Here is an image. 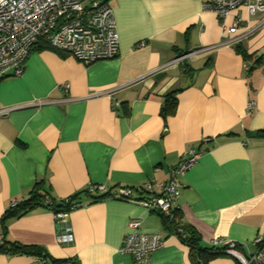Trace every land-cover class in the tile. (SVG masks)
Masks as SVG:
<instances>
[{
  "label": "crops",
  "instance_id": "crops-1",
  "mask_svg": "<svg viewBox=\"0 0 264 264\" xmlns=\"http://www.w3.org/2000/svg\"><path fill=\"white\" fill-rule=\"evenodd\" d=\"M118 30L119 54L85 64L38 42L20 76L0 79V245L42 246L47 258L0 251V264H133L121 252L129 221L164 236L150 264H193L189 246L159 213L138 203L102 197L107 190L167 181L183 154L200 150L178 177L177 219L201 244L237 242L247 254L264 238V24L241 5L224 22L203 0H106ZM143 42V43H141ZM200 52L173 61L190 50ZM247 66V68H245ZM173 114L161 109L168 93ZM112 99L119 105L114 108ZM255 108L246 111L248 101ZM40 185L69 209L73 241L55 239L45 205L3 215ZM61 262L60 264H62ZM50 264V263H49ZM208 264H240L225 253Z\"/></svg>",
  "mask_w": 264,
  "mask_h": 264
},
{
  "label": "built area",
  "instance_id": "built-area-1",
  "mask_svg": "<svg viewBox=\"0 0 264 264\" xmlns=\"http://www.w3.org/2000/svg\"><path fill=\"white\" fill-rule=\"evenodd\" d=\"M202 4L204 8L215 12L223 35L237 29L240 17L231 26H227L224 20L241 5L250 14L261 15L259 25L264 24V0H203ZM38 42L69 53L85 64L112 59L119 54L115 16L106 0H0V79L20 76L24 71L27 55ZM200 51L190 50L173 61L183 60ZM118 105L112 99V106L116 108ZM254 108L255 101H248L246 111L250 112ZM8 111L7 108H0V115ZM200 154L201 151L196 149L185 152L180 161L171 168V176L167 181H148L136 187H118L111 189L108 197L125 199L140 204L148 211L157 212L176 224L175 230L180 232L177 204L182 184L178 177L196 163ZM87 189L107 191L103 185H90ZM78 205L81 203L75 202L68 208L52 211L55 239L60 244L73 241L67 211ZM128 223L130 231L120 247L121 252L128 253L133 264H150L151 253L163 245V234L142 231L138 219H132ZM1 237L0 234V239ZM254 241L256 248L247 254L236 249L237 242L226 241L227 253L238 259L240 264H264V238L258 237ZM212 243L222 244L223 240L214 239L210 241ZM62 264L75 263L66 261Z\"/></svg>",
  "mask_w": 264,
  "mask_h": 264
},
{
  "label": "trees",
  "instance_id": "trees-1",
  "mask_svg": "<svg viewBox=\"0 0 264 264\" xmlns=\"http://www.w3.org/2000/svg\"><path fill=\"white\" fill-rule=\"evenodd\" d=\"M165 102L162 106V113L164 116H168L169 114H173L175 112L178 98L174 92L168 93V95L164 98ZM88 189L86 190V192ZM111 190L100 191L99 195L92 197V200H96L102 197H108L110 195ZM98 193V191H96ZM78 202L83 204L82 201H73L71 199H63L62 201L54 202V200L46 194V192L41 190L40 185H35L30 192V195L21 202H14L13 205L7 212L3 215L2 220L5 221L10 216H19L27 213L28 210H31L39 205H45L50 208L52 211L59 210L63 208H68L71 204ZM164 224L166 227L170 228L173 233L179 235L181 241L189 246V256L192 259L193 264H208L209 261L213 260V258L225 255L227 253L228 243H220V244H210L209 246H204L201 244L198 234L190 228H185L178 224L181 227V231L175 230V225L173 222L168 221L166 218L162 217ZM2 240V238H1ZM236 249L240 250L241 246L239 243L236 244ZM0 251H7L8 253H24V254H32L38 257L47 258L48 253L45 249L36 244H23L18 241H7L3 240L0 245ZM65 260H51L48 261L50 264H60Z\"/></svg>",
  "mask_w": 264,
  "mask_h": 264
}]
</instances>
